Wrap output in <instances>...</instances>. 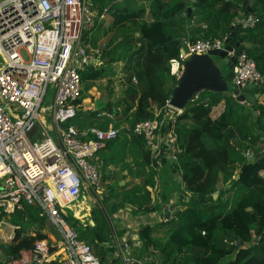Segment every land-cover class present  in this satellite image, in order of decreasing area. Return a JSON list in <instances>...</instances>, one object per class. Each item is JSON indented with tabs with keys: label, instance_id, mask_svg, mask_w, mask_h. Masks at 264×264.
I'll return each instance as SVG.
<instances>
[{
	"label": "trees",
	"instance_id": "1",
	"mask_svg": "<svg viewBox=\"0 0 264 264\" xmlns=\"http://www.w3.org/2000/svg\"><path fill=\"white\" fill-rule=\"evenodd\" d=\"M136 1L96 0L101 4L100 9L109 3L107 10L112 15L118 11L133 17L130 26L125 25V18L117 22L119 26L115 33L119 34L120 40L114 42L111 36L108 43L114 42V45L111 48L105 45L102 49L110 59L125 58L130 70L126 77L127 97L122 115L113 118L114 125L120 127L121 137L108 139L104 145L111 146L117 141L124 148L123 145L128 143L136 156L135 163L142 170L139 173L141 182L115 195L122 202L109 203L108 198L115 192L112 190L104 194L101 202L92 205L90 216L94 226L84 225L79 219L66 215L77 236L91 245L101 264H120L118 257L109 255L113 230L108 213L123 206L124 202L136 205L135 211L158 207L147 189V185L152 186L155 182L152 153L145 147L143 135L130 128L137 121L154 117L157 109H160L157 117L163 114L176 82L168 66L169 59L178 54L181 44V41L175 43L174 38L224 36L234 25L236 9L248 13L245 5L238 7L232 0H151L147 18L144 8H135ZM189 2L193 5L190 12L187 9ZM254 3L256 23L234 27L231 40L234 43L240 38V47L254 58L264 75V0ZM193 15L205 21L203 29L189 27ZM94 25L95 21L83 34ZM102 69L103 66L94 69L90 63L81 70L82 89L74 100L79 106L78 111L65 124L73 123L79 130L108 126L112 118L98 115L101 109L83 110L81 107L85 91L91 86L90 80L101 77ZM219 103L220 110L213 113L214 106ZM110 106L108 102L106 108L110 109ZM170 128L183 189L194 197V201H185L182 209L163 219L160 225H142L138 229L142 245L132 253L139 255L150 247L157 249L161 264H264V175L261 174L264 156L247 159L248 153L264 148V102L247 105L231 95L202 90L176 116ZM85 137H92V134L87 133ZM236 173L238 177H235ZM226 184H229L227 188ZM215 191L218 192L216 197L213 196ZM46 219L38 205L26 202L22 207L4 213L5 223L13 227L14 232L11 239H0L3 253L8 257L19 256L22 250L33 247L37 239L47 238L43 231ZM158 228L167 230L164 240L154 237ZM121 232L116 231L118 235ZM45 264L60 262L54 258Z\"/></svg>",
	"mask_w": 264,
	"mask_h": 264
},
{
	"label": "built area",
	"instance_id": "2",
	"mask_svg": "<svg viewBox=\"0 0 264 264\" xmlns=\"http://www.w3.org/2000/svg\"><path fill=\"white\" fill-rule=\"evenodd\" d=\"M97 6L96 0H0V239L12 237L2 233L1 227L8 225L4 213L24 202L38 205L59 234L57 241L37 239L19 256L4 254L0 264H45L54 258L60 264H101L91 245L77 236L65 210L84 189L100 196L102 185L93 157L106 140L120 133L113 125L81 131L73 123L65 124L78 111L74 100L82 89L81 70L100 55L82 42L84 30L98 14ZM235 19L242 26L256 23L249 11ZM226 35L181 37L178 54L169 59V73L177 78L187 55L225 48ZM227 54L235 56L233 83L260 86L264 75L244 48L236 52L233 45ZM181 111L167 99L163 114L170 123ZM159 114L157 109L154 117L130 128L143 135L153 152H164L158 141ZM87 133L92 137H85ZM169 140H174L173 134ZM118 237L112 232L116 250L112 256L120 264H161L157 249L150 247L140 255L127 252Z\"/></svg>",
	"mask_w": 264,
	"mask_h": 264
},
{
	"label": "crops",
	"instance_id": "3",
	"mask_svg": "<svg viewBox=\"0 0 264 264\" xmlns=\"http://www.w3.org/2000/svg\"><path fill=\"white\" fill-rule=\"evenodd\" d=\"M232 1H234L236 5L240 7L243 0ZM255 4L256 3H254L253 8L255 7ZM188 7V12L193 10V5L190 2ZM106 11L107 9L105 12ZM244 14H246L245 11L242 12V10L239 8L236 9L233 22L236 23L235 18H240ZM103 20L104 19L99 18V16H96L94 27L88 29L87 32L82 36L83 44H85L90 50L98 49L99 53L97 54H100L99 57H96L92 60L93 68L95 69L103 66L104 69H102L103 75H101V77L92 78V80H90L91 86H89V88L86 90L88 95H85L82 98L81 107L83 110L101 109V111L113 113L111 116L112 120L108 121L107 125L115 126L113 118H116V116L118 117V115H122V108L126 102V77L129 75L130 70L128 65H126L128 61H126L125 58L117 57L110 59L109 56L102 53V49L105 44L110 47V43L108 42L111 36L112 41L114 42L120 40L119 34H116L114 30L109 31L107 25L106 27H103ZM188 25L189 27H200L203 29L206 23L204 20L198 19L193 15ZM102 38L105 40H100ZM93 42L95 44H93ZM244 42L248 44L247 41ZM132 79L135 80V77L133 76ZM99 80H101V82ZM107 82H109V84ZM230 95L233 96L232 94ZM256 101L264 102V92L257 98ZM108 102L111 103L110 109L106 108V104ZM240 102L247 105L250 104L246 101ZM220 108L221 103L214 106L213 113H217ZM116 111H118L117 115H115ZM170 127L171 126L167 117L162 114L160 116V125L158 129V141L160 149L164 152H153L150 150L152 153L151 157L153 168L155 169V182L152 186L147 185V189L150 191L152 202L158 205V207L149 211H135L136 205L124 202L122 204L123 206H119L115 210L108 213V218L113 232L122 230L121 234L118 235V242L120 244L122 243V249L126 250L127 252H134L142 245V240L138 235V229L142 225H160V222L163 219L170 218L175 213V211L182 209L184 207V202L188 201V197L191 195L189 192L183 189L181 169L178 166L176 155H173V141L169 140L170 136L172 135V130ZM84 130L85 128L81 129V131ZM120 135L121 133H119L118 136L121 137ZM123 147L124 148H122L117 141L111 144V146L103 144L99 147V151H97L94 156V162L96 163L100 174V183L102 185L101 194L99 197H93L88 191L84 189L82 191L81 200L69 210L65 209L67 215H71L76 219H79L84 225L94 226L95 222L90 216V208L92 205L101 202L104 194L107 195V193H110L112 190L115 192L111 198H108L109 203L113 204L122 202L119 201L118 195H115L117 193H121L122 190H128L141 182V176L139 173L142 170L135 163L136 156L133 155L128 143L123 145ZM261 174L264 175V170L261 171ZM163 204L175 205V207L170 210V215L168 217L165 216L166 208L162 207ZM78 210L84 211H82L78 216L72 215ZM49 223L56 230L55 226L51 222ZM49 223L47 225H49ZM47 225H45L43 229V231H45L47 234V238L57 241L59 239L58 232L57 234H54V232L48 228ZM1 228L4 235L13 236V227L3 225ZM153 235L156 238H158L160 235H163L165 239L167 237V230L165 228L159 230L158 228ZM124 243H126V245H124ZM109 246L112 247V250L109 253V255L112 256V254L116 251L113 241L109 243ZM4 257V253L0 250V259Z\"/></svg>",
	"mask_w": 264,
	"mask_h": 264
},
{
	"label": "water",
	"instance_id": "4",
	"mask_svg": "<svg viewBox=\"0 0 264 264\" xmlns=\"http://www.w3.org/2000/svg\"><path fill=\"white\" fill-rule=\"evenodd\" d=\"M255 0H243L241 3L245 5L246 10L254 13L253 4ZM189 8V7H188ZM239 23L236 22L232 25L225 37V48H212L205 53H192L187 55L182 61V69L180 75L176 78V82L171 88L169 96V103L177 108L183 109L193 99H195L198 93L202 90L218 91L223 95L232 94L238 101H246L247 103L256 102L257 98L264 92V81L257 86L252 82H247L245 85H237L232 82L233 79V64L235 62V56H229L227 50L235 48L238 52L240 48V38H238L234 44H232V36L234 34V27H238ZM180 37L174 38V42L178 43ZM226 65V70L222 68L220 63ZM170 126L171 123L169 122ZM37 125L29 132L31 135ZM148 147V145H146ZM264 156V150L251 153L247 156L248 160ZM239 174L236 173L235 177ZM229 184L225 185L227 188ZM218 192H214L213 196L216 197ZM188 200L194 201V197L190 195ZM165 210V216L170 215L175 205H162ZM176 210V209H175ZM108 259L106 258V261Z\"/></svg>",
	"mask_w": 264,
	"mask_h": 264
},
{
	"label": "rangeland",
	"instance_id": "5",
	"mask_svg": "<svg viewBox=\"0 0 264 264\" xmlns=\"http://www.w3.org/2000/svg\"><path fill=\"white\" fill-rule=\"evenodd\" d=\"M150 4H151V0H137L136 1V6H135V8L136 9H139V8H144V10H145V16L148 18L149 17V14H148V12H149V7H150ZM100 3L98 4V6H97V8H98V14H97V17L99 16V18H101V19H104L103 20V27H106V25H107V27H108V30L109 31H115V32H117V30H118V26L119 25H117V22L119 21V20H121V19H123V18H125L124 19V23H126L125 25H127V26H130L131 25V23H132V20H133V17H129V16H125V14H124V12H118V11H116V14L115 15H112V13H110L111 11H106L105 13H104V15L103 16H100L99 14L101 13V10L102 9H100ZM105 6H108V8H109V6H110V4L109 3H106L105 4ZM104 6V7H105ZM198 19H200L199 17H198ZM100 31V30H99ZM199 34V33H198ZM103 35V34H102ZM100 40H105L104 38H102V39H100ZM99 40V41H100ZM105 45H107V44H105ZM104 45V46H105ZM114 44L113 43H110V46L112 47ZM103 46V47H104ZM110 47V48H111ZM111 50H113V49H111ZM110 50V51H111ZM106 51V50H105ZM220 65L222 66V68L224 69V71L226 70V65L224 64V63H222V61H221V63H220ZM100 82H101V80H99ZM108 84H109V82H107ZM85 93H86V95H88V92L87 91H85ZM67 209V208H66ZM50 221H48V219H46L45 220V225H47L48 223H49ZM50 226V227H49ZM47 227L48 228H50L53 232H54V234H57V231L54 229V227H52L51 225H50V223H49V225H47ZM158 240H163L164 239V236L163 235H160V236H158V238H157Z\"/></svg>",
	"mask_w": 264,
	"mask_h": 264
},
{
	"label": "bare ground",
	"instance_id": "6",
	"mask_svg": "<svg viewBox=\"0 0 264 264\" xmlns=\"http://www.w3.org/2000/svg\"><path fill=\"white\" fill-rule=\"evenodd\" d=\"M81 197H82V191H81V193L79 194V196L76 199H74L73 201L67 203L66 208L69 210L71 207H73L75 204H77L81 200ZM82 211H84V210H78V211L74 212L72 215H77L78 216V215H80V213Z\"/></svg>",
	"mask_w": 264,
	"mask_h": 264
}]
</instances>
